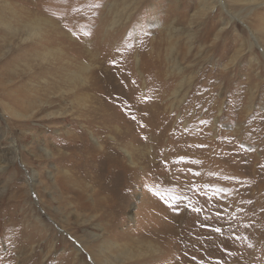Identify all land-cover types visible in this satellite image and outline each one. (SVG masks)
Here are the masks:
<instances>
[{
    "label": "rangeland",
    "instance_id": "374dc122",
    "mask_svg": "<svg viewBox=\"0 0 264 264\" xmlns=\"http://www.w3.org/2000/svg\"><path fill=\"white\" fill-rule=\"evenodd\" d=\"M0 264H264V0H0Z\"/></svg>",
    "mask_w": 264,
    "mask_h": 264
},
{
    "label": "bare ground",
    "instance_id": "6f19581e",
    "mask_svg": "<svg viewBox=\"0 0 264 264\" xmlns=\"http://www.w3.org/2000/svg\"><path fill=\"white\" fill-rule=\"evenodd\" d=\"M259 0H251V2H258ZM32 6V8L34 7V8H36V6L35 5H31ZM36 29V28H35ZM258 39H262V38H258ZM260 41V40H259ZM158 44V43H157ZM160 45H162V46H160ZM164 45H165V43H159L156 47H154V48H152V50L154 49V51H155V54L156 53H158V52H161L162 51V48L164 47ZM170 49V48H169ZM104 50V49H103ZM147 50V49H146ZM101 51H102V49H101ZM151 51V50H150ZM170 51V50H169ZM144 52H145V50H144ZM146 53V52H145ZM148 53V52H147ZM171 53V52H170ZM102 54H103V52H102ZM149 54V53H148ZM147 54V55H148ZM144 55V53L143 54H141L140 56H143ZM152 56V55H151ZM147 57V56H146ZM145 57V55H144V58H146ZM150 57V56H149ZM154 57V56H153ZM144 58H142L144 61L145 60H147V59H144ZM160 58V57H159ZM141 59V60H142ZM118 60V59H117ZM116 60V61H117ZM143 60L141 61V62H143ZM155 60H156V58H155ZM102 61V60H101ZM115 61V60H114ZM116 61H115V66H116ZM149 61H150V58H149ZM152 61V60H151ZM154 61V60H153ZM152 61V62H153ZM163 61H164V59H163ZM105 62V61H104ZM124 62V61H123ZM146 62V61H145ZM157 62V61H156ZM159 62H161L160 60H159ZM120 64V63H119ZM137 64V63H136ZM146 64H147V62H146ZM153 64V63H152ZM152 64H151V66H152ZM157 64H158V62H157ZM160 64V63H159ZM118 65V64H117ZM121 65V64H120ZM150 65V64H149ZM161 65V64H160ZM137 66V65H136ZM139 67H140V65H138ZM142 66V65H141ZM145 66H147V65H145ZM144 66V67H145ZM151 66H149V68L151 67ZM153 66H154V64H153ZM153 66H152V68H153ZM156 66V65H155ZM143 67V66H142ZM90 68L91 67H85L84 68V70H85V76H84V81L85 80H89V78H90V76L88 75L87 76V72L90 70ZM130 68V66L128 67V71L130 70L129 69ZM146 68V67H145ZM144 68V69H145ZM148 68V67H147ZM100 70L101 69V67L99 66L98 68H95V70ZM140 69V68H139ZM143 69V70H144ZM156 68H154V70H155ZM158 69H159V67H158ZM93 70V69H92ZM92 70H91V72H92ZM97 70V71H98ZM145 70H147V69H145ZM157 70V69H156ZM160 70H161V68H160ZM134 71V70H133ZM142 71V70H141ZM151 71V70H150ZM149 71V69L147 70V72H150ZM153 71V70H152ZM90 72V73H91ZM132 72V71H131ZM143 72H145V71H142L141 73H143ZM128 73H130V71L128 72ZM133 73V72H132ZM131 73V74H132ZM151 73V72H150ZM154 73H156V72H154ZM163 73H164V71H163ZM144 74V73H143ZM146 74H149V73H146ZM153 74V73H152ZM145 76V75H144ZM149 76H150V74H149ZM148 76V79H147V77L145 76L144 78H146L147 79V81L148 80H151L152 78H150ZM164 76V75H163ZM197 76V75H196ZM88 77V78H87ZM132 77H135L134 76V73L132 74ZM156 76H154V78H155ZM150 78V79H149ZM153 78V79H154ZM161 78V77H160ZM194 78V77H193ZM192 77H186V78H184V80H185V84L186 85H189L191 82H192V79H193ZM158 80H159V78H158ZM85 82V83H83V84H85L87 87H90L89 86V84H88V82ZM91 81H96V79H91ZM143 81V80H142ZM153 81H155V79L154 80H152V82ZM157 82V81H156ZM143 83V82H142ZM181 83H183V82H181ZM180 83V84H181ZM88 84V85H87ZM146 84H147V82H146ZM149 84V83H148ZM152 84V83H151ZM169 85V84H168ZM150 86V85H149ZM179 86H181V85H179ZM178 86V87H179ZM93 88V85H92V87H91V89ZM140 88V87H139ZM147 88H148V85H147ZM151 88V87H150ZM150 88H148V91H150L151 92V90H150ZM164 88V87H163ZM181 89V88H180ZM93 90H94V88H93ZM140 90H142L141 88H140ZM158 90V89H157ZM163 90V89H162ZM164 90H165V88H164ZM145 91H146V89H145ZM145 91H144V94L143 95H146L145 94ZM147 91V92H148ZM158 91H160V90H158ZM179 89L177 88L176 90H174L173 92H172V95L173 96H176L177 95V93H179ZM143 92V91H142ZM153 92V91H152ZM161 92V91H160ZM165 92H166V90H165ZM155 93V92H154ZM156 93H158V92H156ZM153 94V93H152ZM162 94V93H161ZM152 96H154V95H152ZM156 96V95H155ZM154 96V97H155ZM159 96V95H158ZM253 96V95H252ZM160 97H162V96H160ZM185 97V96H184ZM157 98V97H156ZM251 98V97H250ZM159 99V98H158ZM157 101V100H156ZM25 104V103H24ZM157 104H158V102H157ZM173 105V102H171L170 103V107ZM158 106V105H157ZM161 106V105H160ZM162 107V106H161ZM160 108V107H159ZM151 109V108H150ZM161 109V108H160ZM160 111V110H159ZM164 111V110H163ZM172 112V111H171ZM166 113V112H165ZM165 113H162V114H165ZM135 114V113H134ZM53 115V114H52ZM62 115V114H61ZM64 115V114H63ZM171 116V115H170ZM217 116V115H216ZM97 117V116H96ZM164 117V116H163ZM52 118V117H51ZM67 118V117H66ZM81 118V117H80ZM50 119V118H49ZM54 119V118H53ZM52 119V120H53ZM79 119V118H78ZM90 119V118H89ZM61 120V119H60ZM85 120V119H84ZM150 120V119H149ZM168 120V119H167ZM83 122V121H82ZM92 122V121H91ZM79 124V123H78ZM97 124V123H96ZM76 125V124H75ZM91 125V124H90ZM82 127H83V125H82ZM92 127H93V125H92ZM116 129V128H115ZM121 130V129H120ZM126 130V129H125ZM164 130H166V129H164ZM153 133H154V131H152ZM164 132V131H163ZM71 133V132H70ZM91 133V132H90ZM95 133V132H94ZM160 133V132H159ZM150 134V133H149ZM125 135H127V134H125ZM152 136V135H151ZM68 137V136H67ZM71 137V136H70ZM110 137V136H109ZM159 137V136H158ZM116 138V137H115ZM126 138V137H125ZM124 138V139H125ZM63 139V138H62ZM68 139V138H67ZM67 139H65V141H67ZM121 139V138H120ZM131 139H132V137H131ZM131 139H130V141H131ZM69 141H71V139H69ZM96 141V140H95ZM111 141H112V139H111ZM110 141V142H111ZM122 141H123V139H122ZM133 141H134V139H133ZM152 141H153V139H152ZM151 141V142H152ZM109 142V141H108ZM109 142V143H110ZM72 143V142H71ZM113 143V142H112ZM124 143H126V141H124ZM75 145V144H74ZM115 145V144H114ZM120 145V144H119ZM81 146V145H80ZM84 146V145H83ZM65 147V146H64ZM72 147H74V146H72ZM71 147V148H72ZM77 147V146H76ZM123 148H124V146H122ZM62 148V147H61ZM68 148V147H67ZM75 148V147H74ZM85 148V147H84ZM84 148H81V149H84ZM116 148V147H115ZM80 149V150H81ZM86 149V148H85ZM97 149H99V150H102V147L100 146V145H98L97 146ZM74 150V149H73ZM87 150V149H86ZM115 150V149H114ZM149 149L148 148H145L144 147V152L142 153V154H146V156L148 157V155H149V151H148ZM43 151V150H42ZM78 151V150H77ZM82 151V150H81ZM92 151V150H91ZM116 151V150H115ZM119 151V150H118ZM47 152V151H46ZM56 152V151H55ZM58 152V151H57ZM59 152H61V151H59ZM103 152V151H102ZM124 152V154L126 155V159H128V161H129V163H128V161H127V164H129L128 166L130 167V169L132 170V173H134L135 172V168H138L137 166H136V162H134L131 158H130V153L129 152H127V151H123ZM9 153H10V155L12 156L11 157V160L12 159H14V157L15 156H17V154H16V151H14V150H9ZM49 153V152H48ZM66 153V152H65ZM64 153V154H65ZM68 153V152H67ZM73 153V152H72ZM53 154V153H52ZM57 154V153H56ZM56 154H54V155H56ZM90 154V153H89ZM74 155V154H73ZM83 155V154H82ZM47 156V155H46ZM58 156V155H57ZM69 156V155H68ZM70 156H72V155H70ZM144 156V155H143ZM152 156V155H151ZM82 157V156H81ZM87 157H88V155H87ZM73 158H74V156H73ZM142 158V157H141ZM76 159V158H75ZM77 159H78V157H77ZM154 159V158H153ZM52 161V160H51ZM50 161V162H51ZM146 161V160H145ZM152 161V160H151ZM154 161V160H153ZM148 162V161H147ZM243 162V161H242ZM61 163V162H60ZM76 163V162H75ZM26 164H28V163H26ZM63 164V163H62ZM66 164V163H65ZM68 164V163H67ZM126 164V165H127ZM150 165V164H149ZM73 166V165H72ZM139 166V165H138ZM146 166V165H145ZM59 167V166H58ZM63 167V166H62ZM65 167H66V165H65ZM115 168H117V166H114ZM152 167V166H151ZM150 167V168H151ZM59 169V168H58ZM74 171V170H73ZM109 171H112V169H110ZM94 175V174H93ZM36 174L34 173V172H32V173H30V175H29V182H30V184H31V186L34 184V182H36V181H38V179H36ZM125 176V175H124ZM83 177H88V175H87V172L86 171H84V175H83ZM132 177V176H131ZM55 179V178H54ZM89 179H92V178H90L89 177ZM107 179V178H106ZM57 180L59 181L60 180V182L61 181H63L64 182V184H63V186L61 187V189L63 190V191H65L64 192V195H66L67 196V194H73L74 195V197H73V199L72 200H74L75 202H76V204H77V207H78V210H79V212H84V213H92V214H95V215H98V212L101 210V209H103V205H102V203H104L105 201V199H106V196H104V195H102L101 193H100V191H101V188H99L98 190L97 189H95V188H93L90 184H88L86 181H84L83 179H80L79 177H77V176H75L74 175V173H71V172H67V171H63L62 170V173H59L58 174V177H57ZM112 180H113V178H112ZM108 181V180H107ZM42 182L43 181H40V183L42 184ZM90 182V181H89ZM109 182V181H108ZM95 183V182H94ZM29 184V185H30ZM62 185V184H61ZM94 186V185H93ZM95 187V186H94ZM96 187H98V186H96ZM116 187V186H115ZM126 192V191H125ZM105 193V192H104ZM107 195V194H106ZM67 197H65V199H66ZM118 198V197H117ZM68 199V198H67ZM70 199V198H69ZM111 200V199H110ZM119 200V199H118ZM122 200V199H121ZM104 201V202H103ZM114 201V200H113ZM119 202V201H118ZM78 203H79V205H78ZM115 203V202H114ZM113 204V203H112ZM115 205V204H114ZM113 206V205H112ZM112 206H110V205H108L107 207H108V210H107V217H109V215H113V214H120V210L118 211V212H114V210H112L111 208H113ZM104 207H105V205H104ZM116 207V206H115ZM118 207V206H117ZM83 213V214H84ZM103 213V212H102ZM105 213H106V211H105ZM104 215V214H103ZM106 215H105V217H106ZM100 218H104L102 215H99V219ZM105 219V218H104ZM112 219V218H111ZM87 248V247H86ZM78 250V249H77ZM86 251H88V249L86 250ZM156 251V250H155ZM154 252V251H153ZM137 253V252H136ZM140 254H135L134 252H132V251H130V252H128V251H126V255H125V257H128V258H130V259H132V257H134V258H137V259H139L140 258Z\"/></svg>",
    "mask_w": 264,
    "mask_h": 264
}]
</instances>
